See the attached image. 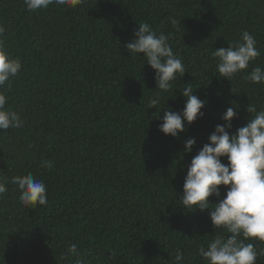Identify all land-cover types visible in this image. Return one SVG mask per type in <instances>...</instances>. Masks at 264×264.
Wrapping results in <instances>:
<instances>
[{
    "label": "trees",
    "instance_id": "obj_1",
    "mask_svg": "<svg viewBox=\"0 0 264 264\" xmlns=\"http://www.w3.org/2000/svg\"><path fill=\"white\" fill-rule=\"evenodd\" d=\"M142 22L169 37L185 66L168 92L157 89L143 54L126 48ZM0 23L7 51L22 63L6 107L23 121L0 130V179L8 181L0 264H76L66 255L73 243L91 264H174L177 249L184 264H206L198 249L223 230L215 232L208 209L181 205L184 177L228 107L237 112L230 134L250 119L248 104L264 110V84L245 79L253 67L264 69V0H85L38 12L24 0H0ZM245 30L260 56L232 81L217 77L213 52ZM188 84L207 101L204 115L166 135L158 127L163 109L181 111ZM156 96L157 109L148 108ZM189 138L196 143L186 153ZM28 173L46 184V206L19 203L11 178ZM220 192L210 201L226 186Z\"/></svg>",
    "mask_w": 264,
    "mask_h": 264
},
{
    "label": "clouds",
    "instance_id": "obj_2",
    "mask_svg": "<svg viewBox=\"0 0 264 264\" xmlns=\"http://www.w3.org/2000/svg\"><path fill=\"white\" fill-rule=\"evenodd\" d=\"M84 3L85 0H24L29 12L49 7L75 9ZM5 34V25L0 23V130L3 131L23 127L20 115L6 107L9 99L7 92L21 72L22 63L7 51ZM126 48L133 57L143 54L144 63L147 62L155 70L157 89L162 92H168L178 75L183 77L186 72L181 58L169 44V37L163 32L158 34L147 22L138 24V30ZM260 54L255 37L245 30L240 40L213 52L217 58L216 76L232 81L237 74L247 72L249 65ZM245 79L264 84V69L253 67ZM231 91L239 92L233 87ZM181 92L186 98L183 109H163V122L158 126L164 134L173 137L202 117L204 113L201 110L207 103L193 94L191 84ZM159 101V96L151 98L148 108L156 107ZM246 111L251 114L248 122L230 134L231 121L237 112L233 107L227 108L221 117L226 123L215 126L208 137L209 142L191 159L184 177L181 205L188 211L208 209L215 232L223 230L206 246L199 247L198 255L206 264H257L258 259L264 256V248L257 249L253 243H246L250 240L264 242V110L258 111L248 104ZM195 143V138L185 141L184 152H191ZM222 157H226L227 163L222 162ZM41 167L51 169L53 162L42 160ZM7 183V180L0 179V197L8 191ZM11 183L19 192L22 206L35 209L37 205H47V186L33 174L16 175L11 178ZM222 185L226 186V193L213 203L209 198L220 197ZM66 255L76 256V264H91V260L78 251L75 243L68 246ZM174 264H184V254L180 249L176 250Z\"/></svg>",
    "mask_w": 264,
    "mask_h": 264
}]
</instances>
